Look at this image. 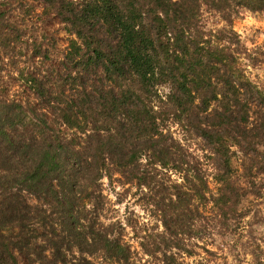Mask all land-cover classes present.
Returning a JSON list of instances; mask_svg holds the SVG:
<instances>
[{"label": "trees", "instance_id": "1", "mask_svg": "<svg viewBox=\"0 0 264 264\" xmlns=\"http://www.w3.org/2000/svg\"><path fill=\"white\" fill-rule=\"evenodd\" d=\"M45 2L76 34L66 54L68 62L95 64L112 85L60 99L63 122L77 130L73 139L52 132L45 118L30 114L21 103L0 102V264H19L15 251L30 264H95L90 257L96 252L131 263L130 247L93 223H81L75 188L87 178L111 177L113 166L126 168L147 150L163 166L173 161L175 168L188 165L191 171L186 180L192 194L177 191L169 199L174 218L184 223L188 219L190 228L197 227L192 206L199 198L206 212L218 217L215 225L227 229L234 220L241 227L246 213L239 206L244 197L251 193L264 198V113L260 117L259 110L260 118L251 121L249 101L253 98L264 107V91L237 66L236 43L227 40L229 30L207 31L201 16L209 8L231 25L240 9L263 11L264 0ZM28 82L43 93L36 87L37 78ZM215 102L218 107L213 108ZM194 112L199 118L194 130L204 139L205 160L216 161V192L205 178L207 169L203 176L195 167L190 169L201 156L188 153L165 131L172 116L175 122L188 118L193 124ZM140 138L143 146L128 155L127 143ZM84 149L90 154L85 155ZM133 169H128L132 177L139 178V186L145 185ZM25 192L42 200L50 213L29 204ZM82 198L78 202L84 211ZM187 198L191 207L185 205ZM52 214L54 219H49ZM173 222L165 223L168 234L175 231ZM176 238L165 245L156 242L152 250L142 246L147 254H162L158 264H184L173 250L190 251L183 239ZM256 264H264V259L257 258Z\"/></svg>", "mask_w": 264, "mask_h": 264}, {"label": "rangeland", "instance_id": "2", "mask_svg": "<svg viewBox=\"0 0 264 264\" xmlns=\"http://www.w3.org/2000/svg\"><path fill=\"white\" fill-rule=\"evenodd\" d=\"M201 20L207 31L214 33L225 28L229 30L227 40L228 44H232L231 41L236 43L234 52L238 59L237 66L245 77L264 91V10L252 12L240 9L234 14L230 25L221 13L204 8ZM212 37L214 42L218 41L216 36ZM73 39L77 37L72 27L45 0H0V102L21 103L30 114L45 118L54 129L50 130L66 139L76 137L77 130L69 128L63 122L59 114L60 99H68L82 90L95 92L96 87L107 88L112 85L95 64L87 67L68 62L66 54ZM238 39L240 43H237ZM31 77L39 81L38 86H34L40 87L42 94L37 93L38 88H33V84L28 82ZM255 97H258L257 93ZM249 101L252 107L250 118L253 121L254 118L261 117L264 107L258 106L253 98ZM212 107H218V102ZM259 110L260 117L257 115ZM190 117L193 124L189 123L188 118L182 122H175L173 116L168 118L165 131L184 145L188 153L201 156V160L194 161L190 169L195 167L201 176L207 169L205 178L213 192H216V161L205 160L202 152L205 151L204 139L194 130L199 118L196 112ZM143 143V138L129 141L128 155L142 147ZM210 149H207L209 153ZM82 152L90 154L89 149ZM241 154L239 152L240 156ZM172 163L169 166L161 165L157 157H152L147 150L137 162L134 161L126 168L117 170L113 166L111 177L96 180L87 178L80 187L75 188L78 194L76 209L82 217L81 223L87 226L93 223L98 228H103L112 238L130 247L133 257L131 263L117 262L106 258L102 252H96L90 257L93 262L158 264L162 254H147L142 245L152 250L156 242L160 241V244L165 245V241L171 237L183 239L185 247L190 251L189 254L178 248L173 250L184 264H256L257 258L264 259V220H261L264 219V198L251 193L244 197L239 206L246 213L243 225L238 227V222L231 220L227 229L219 224L215 225L218 217L206 212L208 208H205V204L195 198V206L192 208L195 210L197 227L190 228L192 224L188 219L184 223L182 219L174 218L176 211L169 204V199L174 198L177 191L185 190L192 194L186 180L187 176H191V171L188 170V165L177 163L182 167L178 169ZM235 163L238 165L237 159ZM130 168H134L145 185H138L139 178L132 177L128 171ZM92 176L93 173L90 174ZM242 181L246 185L247 181ZM196 182L200 185L199 179ZM23 196L29 204L41 205L51 210L32 194L25 192ZM78 197H83L86 203L84 211L80 209L81 200L79 203ZM190 202L187 198L185 205L191 207ZM54 217L55 214H52L49 219ZM173 221L177 226L172 228L175 230L172 234H168L165 223L171 224ZM187 233H192V236ZM75 254L79 256L77 250ZM15 255L19 264H30L24 254L15 251ZM47 256L52 258L51 251L47 252Z\"/></svg>", "mask_w": 264, "mask_h": 264}]
</instances>
